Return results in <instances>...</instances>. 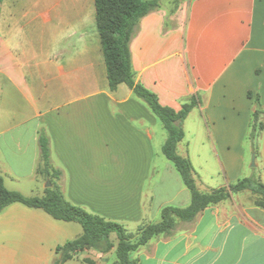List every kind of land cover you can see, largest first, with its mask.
<instances>
[{
    "label": "crops",
    "instance_id": "crops-1",
    "mask_svg": "<svg viewBox=\"0 0 264 264\" xmlns=\"http://www.w3.org/2000/svg\"><path fill=\"white\" fill-rule=\"evenodd\" d=\"M131 53L136 82L162 106L180 112L197 101L182 142L186 134L201 139L200 192L250 177L264 183V0H160L141 20ZM257 98L263 128L253 144ZM161 123L128 86L110 90L95 0L0 4V176L8 190L44 196L50 178L38 169L45 133L52 166L63 173L54 183L66 200L135 233L160 219L165 207L191 204L174 164L162 163L156 152ZM183 158L195 165L190 155ZM250 195L210 206L132 259L264 264V210L245 201ZM83 232L80 223L12 204L0 214V264H52L56 249ZM86 260L116 264V247L80 252L66 264Z\"/></svg>",
    "mask_w": 264,
    "mask_h": 264
},
{
    "label": "trees",
    "instance_id": "trees-1",
    "mask_svg": "<svg viewBox=\"0 0 264 264\" xmlns=\"http://www.w3.org/2000/svg\"><path fill=\"white\" fill-rule=\"evenodd\" d=\"M3 1L0 0V4ZM95 2L98 32L103 46L110 90L116 91L120 85L128 86L161 120L168 132L163 153L174 164L184 184L190 190L191 204L187 208L165 207L160 222L140 226L135 233L129 232L121 223L91 214L84 208L68 202L60 186L54 183L55 180L61 179L63 173L53 168L50 141L46 134L42 133L40 136L42 164L38 172L46 174L53 186L47 188L42 197H27L8 190L4 178L0 176V214L10 205L20 203L32 209L42 210L56 220L80 223L84 230L83 235L59 246L52 264H66L83 251L94 250L105 254L115 247L116 264H137L131 257L133 252L147 245L155 237H172L180 223H193L207 208L230 199L232 195L249 192L253 204L264 210V183L255 177L241 179L235 184L211 193H202L198 190L190 159L183 158L178 153V146L185 138L183 123L197 105V101L192 98L180 112H176L162 106L156 94L135 80L131 43L141 20L160 7V0H95ZM249 96L251 97V94ZM256 104L257 109L249 134L253 144L257 142L263 128L260 121L263 111L259 98L256 99ZM113 235L116 236L117 246L112 239ZM86 263L95 264L91 260H86Z\"/></svg>",
    "mask_w": 264,
    "mask_h": 264
},
{
    "label": "rangeland",
    "instance_id": "rangeland-1",
    "mask_svg": "<svg viewBox=\"0 0 264 264\" xmlns=\"http://www.w3.org/2000/svg\"><path fill=\"white\" fill-rule=\"evenodd\" d=\"M161 133L164 134L163 135V138L161 139L160 142H156L155 147H156V152H157V154L159 156V159L161 160L162 163H164V162H169L167 160L166 156L163 153V146H164V143H165L168 135H167V131L164 129L162 123H161ZM164 136H165V139H164ZM257 141H258V139H257ZM189 142H190V148H188V143ZM200 142H201L200 137L199 138H196L195 137V134H186L185 141L182 142L178 146V153H179V155H181L183 157H186V156L190 155L191 159L195 162L194 163L195 165H193V167H194V178L195 179H197V177H199V174L198 173H200L199 172L200 171V168H198L199 166H198V162H197V159L199 158V154H198L197 150L200 147ZM210 166H211V163H210V165L208 164V167L209 168H210ZM212 171H214V170H212ZM48 183H47V185H48ZM245 201L250 202V203H253V199H252L251 195L250 196H247L245 198ZM157 221L160 222L161 221V218L158 219V220H155V223H158ZM143 225H146V224H143ZM143 225H141V226H143ZM114 238H116V237H114Z\"/></svg>",
    "mask_w": 264,
    "mask_h": 264
},
{
    "label": "water",
    "instance_id": "water-1",
    "mask_svg": "<svg viewBox=\"0 0 264 264\" xmlns=\"http://www.w3.org/2000/svg\"><path fill=\"white\" fill-rule=\"evenodd\" d=\"M253 166H255L256 165V157L255 156H253ZM52 187V184L49 182L48 183V185H47V188H51Z\"/></svg>",
    "mask_w": 264,
    "mask_h": 264
}]
</instances>
